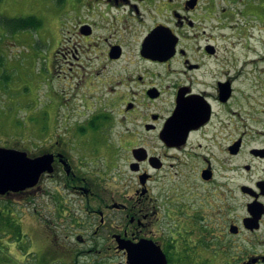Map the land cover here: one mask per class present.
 Returning a JSON list of instances; mask_svg holds the SVG:
<instances>
[{
  "label": "flooded vegetation",
  "instance_id": "obj_1",
  "mask_svg": "<svg viewBox=\"0 0 264 264\" xmlns=\"http://www.w3.org/2000/svg\"><path fill=\"white\" fill-rule=\"evenodd\" d=\"M220 2L56 0L71 21L67 30L57 15L60 29L73 34L71 57L78 60L80 48L87 55L78 72L88 67L87 82L99 83L104 97L93 90L96 115L66 129L55 120L39 153L29 154L52 155V172L0 196L39 200L36 213L51 236L42 253L56 255L48 261L72 256L73 264L76 254H94L99 264H129L119 244L147 239L167 264H264V94L248 77L264 57L251 50L243 65L234 58L237 43L225 30L254 27L239 19L223 25L214 11ZM238 3L244 9L236 15L248 11L264 32V0ZM94 133L113 139L109 158ZM165 186L162 205L154 189ZM162 217L172 222L171 239L147 231Z\"/></svg>",
  "mask_w": 264,
  "mask_h": 264
},
{
  "label": "rangeland",
  "instance_id": "obj_2",
  "mask_svg": "<svg viewBox=\"0 0 264 264\" xmlns=\"http://www.w3.org/2000/svg\"><path fill=\"white\" fill-rule=\"evenodd\" d=\"M220 4L221 9H227V13L220 16L221 9L218 7L214 11L223 25L229 23L233 25L237 19L241 24L253 23L250 25L254 27L252 30L247 31L240 24L235 30H225L230 39L237 43L236 51L231 49L232 54L235 55L234 58L241 59L240 64L243 65L242 61L253 50L254 59H263L264 32L255 28L256 22L249 17V12L242 10L241 15H236V8L244 9L238 0H221ZM228 11L231 13L229 19L226 18ZM59 12L63 15L62 22H66L65 26L68 30L71 25L70 18L63 8L56 4V0H0V147H13L36 156L47 134L54 133L55 120L62 125L61 129H66L69 125L72 128L80 120L96 115L95 103L99 100L93 101L91 98V95H95L93 90H98L96 96L101 98V101L104 97L99 83L91 86L90 80L87 82L88 76L84 75L86 71H90L87 66L86 69L78 72L79 64L87 60V55L80 48L78 60L71 57L70 47L74 46L73 34L68 33L65 26L60 29L57 19ZM253 13L258 14L257 11ZM31 16L42 21L43 25L18 31H12L5 26L7 21ZM251 33L254 34L252 41L248 38ZM61 38L66 40L62 41L63 45L58 48L62 54L54 56L53 51L59 40H62ZM250 45L252 47L249 50ZM254 69H257L259 73L253 74V77L248 76L257 88L253 92L264 94V61L256 62ZM246 86L248 87L247 81ZM244 90L248 92V88ZM93 135L96 140L94 144H99L100 155L109 158L110 153L107 151L106 144H112L113 139L106 141L95 133ZM68 137L70 139L69 153L76 156L78 152L77 146H74L76 142L70 138L69 134ZM48 140L45 142L49 143ZM99 164L104 168L103 159ZM47 183L54 191L53 183ZM154 191L155 197L159 194L163 199L159 202L165 205L164 199L170 196V187L155 188ZM28 202L22 195L0 197V212L7 213L10 209L8 213L20 225L24 237V240H17L9 232L6 235L5 228H2L0 224V264H50L51 262L52 264H72V262L68 263L72 256L64 263L59 260L50 261L56 256L54 253L43 255L45 247L51 243V236L44 232V221L36 213L41 208L39 200ZM151 229L161 237L172 238L169 232L170 229L172 230V222L164 217L154 228L151 226L147 228L149 234ZM58 235L60 239L63 238L61 234ZM173 244L176 245V241ZM47 258H50L49 261ZM96 259L94 254H76L73 264H99L95 262Z\"/></svg>",
  "mask_w": 264,
  "mask_h": 264
},
{
  "label": "water",
  "instance_id": "obj_3",
  "mask_svg": "<svg viewBox=\"0 0 264 264\" xmlns=\"http://www.w3.org/2000/svg\"><path fill=\"white\" fill-rule=\"evenodd\" d=\"M52 162V155L31 157L26 151L0 147V196L35 187L43 173L53 171ZM119 248L127 251L129 264H167L161 247L151 240L121 242Z\"/></svg>",
  "mask_w": 264,
  "mask_h": 264
},
{
  "label": "trees",
  "instance_id": "obj_4",
  "mask_svg": "<svg viewBox=\"0 0 264 264\" xmlns=\"http://www.w3.org/2000/svg\"><path fill=\"white\" fill-rule=\"evenodd\" d=\"M5 26L7 28L12 29V31H18V30H28V29H34L41 26V21H38L36 17L31 16L30 18H20V19H14L11 21H7L5 23ZM10 209L7 210V213L1 211L0 212V224L2 228H5L6 235L7 232L12 234L14 239L22 240L23 233L21 230V227L18 223L12 219V215L8 212Z\"/></svg>",
  "mask_w": 264,
  "mask_h": 264
},
{
  "label": "bare ground",
  "instance_id": "obj_5",
  "mask_svg": "<svg viewBox=\"0 0 264 264\" xmlns=\"http://www.w3.org/2000/svg\"><path fill=\"white\" fill-rule=\"evenodd\" d=\"M252 62L250 61V64H251Z\"/></svg>",
  "mask_w": 264,
  "mask_h": 264
}]
</instances>
